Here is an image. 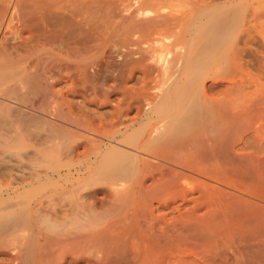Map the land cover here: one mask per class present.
<instances>
[{"label": "bare ground", "instance_id": "bare-ground-1", "mask_svg": "<svg viewBox=\"0 0 264 264\" xmlns=\"http://www.w3.org/2000/svg\"><path fill=\"white\" fill-rule=\"evenodd\" d=\"M7 1L0 264H264V144L237 148L242 110L205 88L250 62L232 49L253 0H12L45 37L31 48L2 28Z\"/></svg>", "mask_w": 264, "mask_h": 264}, {"label": "rangeland", "instance_id": "rangeland-1", "mask_svg": "<svg viewBox=\"0 0 264 264\" xmlns=\"http://www.w3.org/2000/svg\"><path fill=\"white\" fill-rule=\"evenodd\" d=\"M2 2H4V0H0V5H2ZM5 2H8L9 3V1H7V0H5ZM10 2H11V4H10V6L7 8V14H6V16H7V20L6 19H4V21L2 22V28L3 29H5V27H6V30L9 32V29H10V31L12 32L13 31V33H11L10 32V35H12V37L11 36H9V33H8V36H9V39L10 40H14L15 41V38L14 37H16L17 39L18 38H20V40H22V39H24V41H26V47H32V46H34V44H33V42H37V41H43L44 40V38L45 37H43L42 36V34H41V32L40 31H37V30H34V28H33V26L32 25H30V24H28V23H26L25 21H21V20H16L14 17L12 18V15H13V11H12V7H13V5H12V0H10ZM12 12V13H11ZM250 13H251V15H250ZM249 15L248 16H250L249 17V20H250V23H249V25H250V28H249V30L248 31H250V33H248V31H246V29H248V26L246 27V29H245V25H243V23L241 22V24L239 23V25H238V27H237V34L235 35V38L236 39H234L233 40V42L235 43V44H233V46H234V48H233V46H232V52L235 50L236 52H233L232 54L234 55V56H237V57H245V56H247V57H245V59H246V61L248 60V61H252L251 63L249 62V63H247L246 61H243L244 60V58L242 59L241 58V60H242V64H246L247 63V65H243V67L245 66V68L243 69V67H242V71H241V69H240V71H238V69H236V67H238V66H236V65H232V63L231 64H229L228 65V68H227V70L225 71V76L223 75V77L221 76V74H224V72L223 73H221L220 74V76H218L220 79H221V83L219 82L218 83V80L217 81H213V80H211V78H209V79H207L208 80V82L206 83L205 82V88L207 89V87H208V89H207V91H208V94H209V90L210 89H214V90H216L215 92H214V90L212 89V90H210V92L212 93V96L211 95H208V97L209 96H211V97H209L211 100H212V98L213 97H215V98H213V101L215 102V100L214 99H216V102L217 101H221V102H219L220 104H224L225 102H228V103H231L233 106H235V105H237V107H239V110L241 109L242 110V116H244V117H242L243 119V122H244V124H246L247 126H248V128H247V131H245V132H242L241 134H240V140L238 141V143H237V148L238 147H242L241 148V150L243 149V147L245 148V147H247L248 148V150H249V147H251L250 148V151H247L246 149L247 148H245V152H256L257 151V149H259V146L260 145H262V144H264V138H262V137H264V0H253V9L248 13ZM11 16V17H10ZM11 18V19H10ZM14 19V20H13ZM11 21H13V22H11ZM16 21V22H15ZM21 21V22H20ZM20 22V23H19ZM31 26H32V28H31ZM10 27V28H9ZM17 27V28H16ZM243 27V28H242ZM49 29V31H50V28H48ZM17 30V31H16ZM20 30V31H19ZM252 30V31H251ZM35 32V33H33V32ZM39 33H40V35H39ZM249 34V36H247V34ZM35 34V35H34ZM40 36V37H39ZM42 36V37H41ZM241 36V37H240ZM28 37V38H27ZM32 37V38H31ZM33 37L35 38V39H33ZM12 38V39H11ZM40 38V39H39ZM42 39V40H41ZM12 40V41H13ZM19 40V39H18ZM34 40V41H33ZM28 41V42H27ZM29 41H30V43H31V45L32 46H30L28 43H29ZM36 44V43H35ZM245 44V45H244ZM29 45V46H28ZM240 45H242V46H240ZM247 45V46H246ZM43 46V45H42ZM41 46V47H42ZM45 47H40V48H38V50H37V52H36V54L34 55V57H37V56H42V54L44 55H52V57L53 58H56V55H57V57L60 55L57 51H54L55 49H53L54 47H52V46H46V45H44ZM245 46V47H244ZM238 47V48H237ZM240 47V48H239ZM43 48H44V50H43ZM46 48H48L49 50H47ZM51 48V49H50ZM41 49H42V51H41ZM53 49V50H52ZM243 49V50H242ZM245 49V50H244ZM241 50L243 51V52H241ZM46 51H48V53H49V51H50V53L48 54V53H44V52H46ZM53 53V54H52ZM55 53V54H54ZM247 53V54H246ZM242 54H244L243 56H242ZM241 55V56H240ZM60 57H63V58H65V56L62 54ZM258 57V58H257ZM248 58V59H247ZM254 60V61H253ZM260 60V61H259ZM263 60V61H262ZM258 61V62H257ZM246 62V63H245ZM250 64V65H249ZM236 66V67H235ZM248 66H250V67H248ZM231 67H233L234 68V72L236 73V74H238V76L240 77V76H242V77H240V79H237V80H235V78H239L237 75H235V73H231V72H233V69L231 68ZM247 67V68H246ZM230 68V69H229ZM239 68V67H238ZM246 69V70H245ZM251 73V74H250ZM229 74H230V77L231 78H228V79H232V80H230V82H229V80L226 78V76L228 77L229 76ZM233 74V76H231ZM242 74V75H241ZM244 74V75H243ZM255 74V75H254ZM219 75V74H218ZM246 75V76H245ZM235 76V78H233ZM237 76V77H236ZM262 76V77H261ZM224 78V79H223ZM250 78V79H249ZM253 78H255L254 80H253ZM223 79V80H222ZM235 80V81H234ZM248 80V81H247ZM225 81H228V82H225ZM237 81V82H236ZM247 82V84H245L244 82ZM257 81H261L260 82V84L257 82ZM214 82V84L212 85V83ZM225 82V83H224ZM254 82H256V84L257 85H262L261 86V88L259 87H256L257 85H255V83ZM218 84V85H217ZM224 84V85H223ZM229 84V85H228ZM251 84V85H250ZM252 84L254 85V86H252ZM61 85V86H60ZM65 85H70V83H67V84H65V82H63V84L62 83H60V84H57V86L55 87V89L56 90H58V88H59V90L60 89H64L65 87ZM210 85V86H209ZM222 85V86H221ZM247 85V86H246ZM219 86V87H218ZM224 86H226V87H224ZM236 86H239V87H236ZM247 88H246V87ZM61 87V88H60ZM209 87H211V88H209ZM216 87V88H215ZM229 87V88H228ZM230 87H233V88H231V89H233V91L235 92L236 91V93L235 94H233V93H230L231 91L229 90L230 89ZM236 87V89H234ZM240 87H243V88H241L240 89ZM248 87L250 88V89H248ZM244 88H246V89H244ZM217 89H219V90H217ZM226 89H228L227 91H225ZM238 89H240L241 91L239 92L238 91ZM259 89V90H258ZM64 90H66V88L64 89ZM261 90V91H260ZM229 91V92H228ZM243 91V92H242ZM260 91V92H259ZM263 91V92H262ZM228 92V93H227ZM210 93V94H211ZM218 93H220V95H221V93H222V96H218ZM223 93H227V94H223ZM243 93V94H242ZM245 93V94H244ZM249 93V94H248ZM252 93H254V95L252 94ZM256 93L258 94V95H256ZM260 93V94H259ZM215 94H216V96H215ZM229 94V95H228ZM251 94V95H250ZM70 97H69V96ZM250 95V96H249ZM67 96H68V99H70L69 101H72V102H74L73 101V99L75 100V98H76V100L77 99H79V100H77V101H80L81 100V98L80 97H78V96H73V95H70V94H66V98H67ZM247 96H249V97H247ZM253 98H252V97ZM254 96H256V98H257V100H256V98L254 99ZM258 96V97H257ZM75 97V98H74ZM234 97H236L234 100H233V102H232V99L234 98ZM238 97V98H237ZM241 97V98H240ZM220 98V99H219ZM67 99V100H68ZM237 99V100H236ZM240 99V100H239ZM250 99H251V101H250ZM236 100V101H235ZM247 100H249L248 102H247ZM235 101V102H234ZM76 102V101H75ZM216 102H215V104H216ZM244 102V103H243ZM246 103V104H245ZM248 103V104H247ZM254 105V106H252V104ZM246 105V106H244V105ZM249 104H251V106L249 105ZM241 105H243V106H241ZM247 105H249V106H247ZM256 106H258V107H256ZM241 107V108H240ZM242 107H243V109H242ZM251 107V109H249ZM255 107V108H254ZM246 108V109H245ZM240 110V111H241ZM253 113V114H252ZM246 116V117H245ZM249 117H252V118H249ZM245 119H247V120H245ZM251 119V120H250ZM248 121V122H247ZM253 122V124H254V126H252L253 124H251L252 122ZM247 122V123H246ZM251 122V123H250ZM251 129H250V128ZM254 127V128H253ZM252 136V137H251ZM242 137L244 138V137H250V138H248L249 140L250 139H252L253 141H257L256 143L255 142H253V141H248L246 138H245V140L246 141H248V143H246V145H250V146H245V144H244V140L242 139ZM260 137H261V139H260ZM254 139H256V140H254ZM258 139H260V141L258 140ZM242 141H244V142H242ZM250 142H252V143H250ZM260 142V143H259ZM243 143V144H242ZM255 143V144H254ZM252 144V145H251ZM256 144H258V145H256ZM242 145V146H241ZM254 147V149H253V147ZM258 147V148H257ZM257 148V149H256ZM260 148H262V146H260ZM240 149V148H239ZM261 149H259L258 151H259V153L262 155V154H264V146H263V148H262V150L260 151ZM243 151V150H242ZM258 151L256 152V153H258ZM258 153V154H259ZM264 156V155H263ZM190 182L191 181H187L185 184L187 185V187L188 186H190V185H192V184H190ZM193 182V181H192ZM198 183V182H197ZM190 184V185H189ZM195 184V188H197L196 186H198L199 185V183H198V185L196 184V182L194 183ZM194 184H193V186H194ZM200 186H201V184H200ZM199 186V187H200ZM197 188V189H193V187L192 186H190V187H188V188H192L193 190H194V192H195V194H194V196H190V198L192 197H195V195H197V197L199 196V191H197V190H200L201 189V187L200 188ZM197 197H195V198H197ZM195 205V203H192V204H189V205ZM191 206H189V207H191ZM200 209H202L203 211H205V209L204 208H199V212H198V214L199 213H201V212H203L202 210L200 211ZM205 212H203V214H204ZM202 214V213H201ZM187 222H188V224L190 223L191 224V222H192V220L190 219V220H188L187 219ZM189 230V229H188ZM191 232V233H190ZM190 232L188 231L187 232V241L188 242H192L193 241V234H192V231L190 230ZM190 233V234H189ZM189 235H190V238H189ZM248 237V238H247ZM249 237L250 236H246V237H244V238H246V239H244V240H249ZM192 238V240H190ZM189 239V240H188ZM204 248V247H203ZM206 248V247H205ZM225 249H227V248H225ZM224 250V249H223ZM225 251V250H224ZM230 252L232 253V250H230ZM209 253V252H208ZM221 253H223V254H221ZM220 254L223 256L224 255V252H221ZM176 254V255H175ZM173 255H175V256H172V255H165V257L162 259V264H171L172 262H174L173 264H176L175 262H177L176 261V259L178 260V262L179 261H181V260H179L178 258L179 257H182V258H184V259H182V261H184L185 260V257H186V259H187V261H185V262H187L188 264L190 263L189 262V260L190 259H192L193 257V261L195 260V262H193L192 260H191V263L190 264H202V261H203V264H206V262H208L206 259H205V255H206V253H205V255H204V253L202 254L203 256V258H201V257H198V256H193L192 255V257H191V255H190V258H189V256H188V254H186V256L184 257L183 255H181V254H178V253H174ZM179 255V256H178ZM168 256H169V258H168ZM200 256V255H199ZM188 257V258H187ZM197 257V258H196ZM196 258V259H195ZM199 258H201V259H199ZM167 259H169V260H171V263H170V261H169V263L168 262H166L167 261ZM189 259V260H188ZM205 259V260H204ZM173 260V261H172ZM198 260H200V261H198ZM181 261V263L179 262H177L178 264H187V263H185V262H182ZM204 261H205V263H204ZM211 261H213V260H211ZM193 262V263H192ZM198 262V263H197ZM210 262V261H209ZM217 262V264H227L226 263V261L224 262V260L223 261H213V262H211L210 264H212V263H216ZM219 262V263H218ZM222 262V263H221ZM208 264V263H207Z\"/></svg>", "mask_w": 264, "mask_h": 264}]
</instances>
